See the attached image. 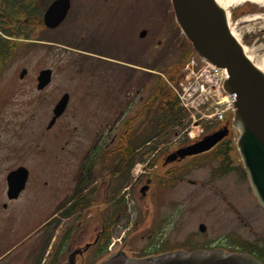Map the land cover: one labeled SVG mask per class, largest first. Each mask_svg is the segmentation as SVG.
Masks as SVG:
<instances>
[{
	"label": "flooded vegetation",
	"instance_id": "obj_1",
	"mask_svg": "<svg viewBox=\"0 0 264 264\" xmlns=\"http://www.w3.org/2000/svg\"><path fill=\"white\" fill-rule=\"evenodd\" d=\"M142 2L143 0H69V7L62 21L58 26L48 29L65 25L76 32V39L72 40L74 41L72 43H163L162 39L157 38L158 33H170L178 28L170 0H164L163 6L158 5L156 0L157 5L155 4L154 9L141 7ZM39 3L43 7V13L47 6ZM165 38L171 39L170 43H176L173 33L171 37L167 34ZM128 49L129 46L122 45L120 47L122 52H117L118 55L106 56L105 59L111 63L128 65L127 55L130 54ZM128 77L130 84L134 77L132 74L130 76V73ZM42 90L44 89L39 91ZM115 93L114 91L109 93L107 98L106 113L110 111L112 114L105 121L106 136L98 135L84 153L77 140L73 147L70 146V149L65 150L64 144L68 143L65 139L67 130L72 129V134L81 131L79 123L71 127L70 120H65L68 115L69 97L64 111L53 120L51 125L47 124V130H50L59 121V117L64 116L55 133V135L60 133L59 140L63 142L59 147L61 152H55V148L51 147L50 158H43L42 166L37 169H33L28 153L30 155L40 141L27 137V126H25L28 120V116L25 115L28 111L27 107L32 105L34 98L14 97L23 94L16 91L6 97L3 103L0 101V150L11 151L12 155L21 161L9 168L6 173L20 166L27 171L24 186L17 195L9 199L7 186L4 194L9 200L17 201L25 193L22 200L25 199L28 203L37 201L43 208H50V205H53L57 209L64 228L60 231L61 236L54 248V241L50 242L51 236L46 242L52 247L51 261L65 250L72 238L76 239L82 235L81 231L76 234L79 229L77 223L72 227V222L69 221L80 216L85 207L100 205V200L104 209L112 208L109 213L107 210L103 212L100 225L94 228L93 238L90 241H85L82 246H77V243L73 242L69 245L67 258L63 264L68 257H73L76 264V256H81L84 262L83 254L90 247L94 248L93 251L100 258L112 254L125 256L126 250L132 252L133 257L217 250L225 253H242L255 260L259 244H257L258 235L251 226L254 220V210L251 206L254 204V188L245 168L225 167L213 152L180 156L171 151L159 153L155 149L153 158L158 160L160 157V166L153 179L144 172L145 176L143 173L137 175L128 186L125 182L115 184V175L122 177V181L130 178L133 167L131 159L134 160L133 165L138 162L137 159L144 160L145 151L142 149L146 145V141L140 139L135 143L131 142L130 136L116 137L115 127H130L132 123L134 126L142 125L144 122L142 118L147 111L146 107H142L144 104L147 106V103L141 87L130 88L127 84ZM58 98L54 100L53 106ZM17 104L24 108L21 110L22 115L19 109H15ZM138 112L142 114L136 116ZM132 115H135L134 120L131 119ZM51 118L52 115L49 120ZM4 119H6L5 123H3ZM120 131L118 130L117 133ZM2 133L5 135H1ZM48 135L47 132V135L43 136L45 140L49 139L50 135ZM189 143L190 141L184 145ZM40 150L39 153H44L45 148L42 146ZM67 154H70L69 160L74 159V165L67 162ZM7 157L4 154L0 159ZM51 160L56 161V165L60 164L59 169L45 166ZM200 163H204L205 166H198ZM228 173L230 177L227 182H246L248 193L244 194L245 200L241 199V194L228 193L226 187L229 185L225 182ZM37 181L42 183H36ZM135 189L155 202L156 215H149L150 220L143 221L141 229H138V225L142 217L133 222L130 220L132 218L129 220L128 217L126 218V202ZM35 191L38 192L37 195ZM185 191H188L187 195L184 194ZM0 203L3 208L7 207V202L0 201ZM147 204L149 203L145 201V205ZM219 204L222 205L221 215L235 219V223L227 224L226 220L220 222L223 216L215 217L217 215L215 209ZM49 212L44 213L38 223L46 225V229L54 218L48 214ZM150 212L149 210V214ZM119 217L126 219L122 230L123 237L119 247L112 250L113 229ZM237 220L241 226H237ZM39 225L35 227L33 224L32 230H37ZM243 229H246V232ZM138 234L143 238L145 234L144 242L132 250L131 244ZM46 243L44 239L40 242L38 252L46 247ZM73 244L74 247L71 249Z\"/></svg>",
	"mask_w": 264,
	"mask_h": 264
},
{
	"label": "rangeland",
	"instance_id": "obj_2",
	"mask_svg": "<svg viewBox=\"0 0 264 264\" xmlns=\"http://www.w3.org/2000/svg\"><path fill=\"white\" fill-rule=\"evenodd\" d=\"M50 1L39 0L45 6ZM163 3L164 0H158V5L163 6ZM155 4L157 5L156 0H143L141 7L154 9ZM168 6L169 1L167 2ZM226 10L230 29L234 31L236 37L247 48L252 60L260 65L264 61V7L249 0H234ZM179 30L178 27L170 33H158L157 38L162 39L163 43H72L74 42L72 40L76 39V32L68 29L65 25L56 29H48L44 27L43 23H38L29 33L12 37V42L6 43V55L3 57L5 60L0 61V101L3 103L6 97L16 91L23 94L14 95V97L34 98L32 105L27 107L28 111L25 114L28 116L25 124L27 126L26 136L32 137L35 141L36 139L40 141V144L35 145L33 152L30 155L28 153L33 169L42 166L43 158H50L51 147H54V151L58 152L60 151V145L63 144L59 140L60 133L56 135L55 133L58 130L60 120L64 116L62 118L59 117L56 125L54 124L53 128L47 130L55 99L63 92L69 94L68 115L65 120H70L71 127H73V124L79 123L81 128V131L75 134L71 133L72 129L67 130L65 139L68 140V143L64 144L65 150L70 149V146L77 140V142H80L79 146L84 153L98 135L106 136L105 121L112 114L110 111L106 113L109 93L113 91L114 93L119 92L124 85L128 84L130 88L141 87L144 96H149L150 90H152L150 89L152 83L155 84V81L161 77V83L165 84L164 76L169 79L164 74L160 76L156 73H163L170 62L175 63L180 60L185 50L188 49L185 47L191 48V43ZM172 33L176 37V43H170L171 39L166 40L169 38H165L167 34L171 37ZM122 45L130 47L128 49L130 54L127 55L128 65L116 62L111 63L105 59L106 56L118 55L117 52H122L120 50ZM109 46H111V50H109ZM45 67L52 68V77L51 81L43 88L44 90L39 91L35 84L36 75ZM22 68L26 69V73L23 78H20L18 75ZM129 73L130 76L132 74L134 77L130 84L129 80H127L130 78L128 77ZM143 80L151 81L148 87L144 83L140 86ZM172 80L170 79L171 83ZM15 109H19L22 115L21 110L24 108L20 104H17ZM131 111L133 113V108H131ZM115 114H118L117 111H115ZM187 114L182 117V125L179 123L172 127L171 131L174 130L175 132H172L170 136L159 135L153 139L155 140L154 142L146 144L145 148L142 149V151H145V159L142 161L137 159L138 162L131 168L130 178L127 181H122V177L115 175V184H124L125 182V185L128 186L129 182L133 181L141 173L144 175V172H146L145 175H149L153 179L157 168L160 166V157H158V160L153 158L155 149L159 153L174 152L177 148L189 142L187 132L191 129L188 126L191 122L190 116ZM143 120L142 125H135L127 129L125 135L136 138L141 132L145 131V128L150 130L151 128L147 126L148 123L145 122V119ZM5 122L6 119L3 120V123ZM205 123L208 124L205 125L206 127L204 126V132L208 131L211 128L210 126L214 124L213 121L210 123L207 120L201 121V124L204 125ZM231 129L233 130H231L230 135L225 137V139H231V148L229 150L230 167L241 169L243 164L236 146L239 130L237 127H231ZM47 132L50 137L45 140L43 136H46ZM1 135L5 134L2 133ZM152 145L154 146L153 148L151 147ZM42 146L45 148L44 153H39ZM4 154L8 157L0 159V201L7 202V207L3 208L0 203V264H41L45 251L49 249L47 247L45 251L41 250L38 252L39 244L43 239L46 243L51 236V243L54 241V248L61 236L60 231L64 228L63 220H59V216H57V221L51 222L47 229L44 226L41 229L32 230L31 226L33 224H35V227L38 226L39 221H41L40 217L44 213L50 211L48 214H53L56 212V208L53 205H50V208H43L37 201L28 203L25 199L22 200L25 193L17 201L9 200L5 197L4 193L7 186L6 172L21 161L15 158L11 151L0 150V156ZM67 157V162L74 165V159L69 160L70 154H67ZM55 162L51 160L45 166H49L51 169H59L60 164L56 165ZM147 162H149L148 165ZM198 166L205 165L200 163ZM229 177L230 174L228 173L225 179V182L229 185L226 187L228 193L233 194L236 192L241 194V199L245 200L244 194L248 193L246 182H227ZM140 178L142 179V177ZM36 183L41 184L42 182L37 181ZM39 188L40 186L37 190ZM35 194L37 195L38 192L35 191ZM184 194L187 195L188 191H185ZM145 201L149 204L145 205ZM251 206L254 210V220L251 226L254 229V233L258 235L257 244L264 245V208L256 200L255 195L254 204H251ZM111 208L105 207L104 209L101 200L100 205L85 207L80 216L69 221L70 223L72 222V227L77 223L79 229L76 234L81 231L82 235H79L76 239L72 238L65 250L59 256L54 257L52 261L51 247L42 264H61L67 258V249L72 242L77 243V246H82L85 241H90L93 238L94 228L100 225L103 212L105 213L107 210V213H109ZM126 209V218L128 217V220L132 218L130 220L133 222L142 217L138 229H141L143 221L150 220L149 215H156L154 211L155 202L151 201L150 197L142 195L136 189L132 195L128 196ZM149 210L151 211L150 214ZM215 210L217 214L215 217L223 216L221 215V204ZM223 220H226L227 224L235 223V219L229 216H223L220 222ZM125 222L126 219L124 217H119L115 222L113 239L111 240V242H114L112 250H116L119 247L120 240L123 237L122 230ZM236 223L237 226H241L238 220ZM243 230L246 232V229ZM139 236L138 234L131 244L132 250L143 244L145 234L144 238ZM254 239L256 241V238ZM73 247L74 244L71 249ZM93 249V247H90L84 252L83 264H98L104 259V257L100 258L97 256ZM125 252L128 257H133L131 255L133 254L132 252L128 250ZM107 254L105 255L107 256ZM82 262L81 256H76V264H82Z\"/></svg>",
	"mask_w": 264,
	"mask_h": 264
},
{
	"label": "water",
	"instance_id": "obj_3",
	"mask_svg": "<svg viewBox=\"0 0 264 264\" xmlns=\"http://www.w3.org/2000/svg\"><path fill=\"white\" fill-rule=\"evenodd\" d=\"M170 1L175 20L197 55L227 70L228 77L223 79V88L235 95L229 94L234 107L233 122L240 130L236 145L256 197L264 206V71L248 57L243 44L232 33L228 24V12L218 3L219 0ZM68 7L69 0H53L44 11V25L56 27ZM24 71L22 70L21 75ZM50 74V69L39 72L38 89L48 83ZM67 100L68 95L65 93L54 106L52 121L64 110ZM227 132V127L223 126L200 140L175 150V154L184 156L206 151ZM22 171L23 168H19L7 175L9 198L14 197L24 184L26 174ZM100 262L99 264H260L241 253L228 254L217 250L175 252L140 259L115 254ZM65 264H74L73 257L68 258Z\"/></svg>",
	"mask_w": 264,
	"mask_h": 264
},
{
	"label": "trees",
	"instance_id": "obj_4",
	"mask_svg": "<svg viewBox=\"0 0 264 264\" xmlns=\"http://www.w3.org/2000/svg\"><path fill=\"white\" fill-rule=\"evenodd\" d=\"M42 9L39 0H0V61L5 59L3 57L6 55V43L12 42V37L29 33L34 26L41 23ZM168 76L169 79H174L172 81L178 77L174 68L169 69ZM154 89L155 102L150 104L144 116L148 123L147 126L151 129L145 128V131L136 138L130 136L131 142L135 143L139 139L152 141L159 135L170 136L174 132V130L171 131L172 127L185 115L183 109L178 105L173 89L166 82L165 84L156 82ZM230 143L229 139L225 140L213 151L225 167H230ZM133 163L134 160L131 159V165ZM259 249L258 255L264 260V247Z\"/></svg>",
	"mask_w": 264,
	"mask_h": 264
},
{
	"label": "built area",
	"instance_id": "obj_5",
	"mask_svg": "<svg viewBox=\"0 0 264 264\" xmlns=\"http://www.w3.org/2000/svg\"><path fill=\"white\" fill-rule=\"evenodd\" d=\"M227 77L225 68L191 57L183 67V75L175 88L180 104L187 109L193 123L189 136L202 131L200 120L222 121L232 111L231 97L222 89Z\"/></svg>",
	"mask_w": 264,
	"mask_h": 264
},
{
	"label": "bare ground",
	"instance_id": "obj_6",
	"mask_svg": "<svg viewBox=\"0 0 264 264\" xmlns=\"http://www.w3.org/2000/svg\"><path fill=\"white\" fill-rule=\"evenodd\" d=\"M233 1H234V0H219L218 3H219L222 7H224L225 9H227L228 6H230L231 3H232ZM249 1H251V2H253V3H256L257 5H259V6H261V7H264V0H249ZM231 31H232V33L236 36V34L234 33V31H233V30H231ZM244 51L246 52V54L248 55V57L252 60V57H251V55L249 54V52H248V50H247L246 47H244ZM252 61H253V60H252ZM255 64H256L261 70L264 71V61H263L260 65H258L256 62H255Z\"/></svg>",
	"mask_w": 264,
	"mask_h": 264
}]
</instances>
